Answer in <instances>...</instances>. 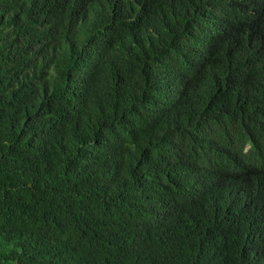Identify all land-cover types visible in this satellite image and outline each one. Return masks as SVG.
Listing matches in <instances>:
<instances>
[{"label": "trees", "instance_id": "1", "mask_svg": "<svg viewBox=\"0 0 264 264\" xmlns=\"http://www.w3.org/2000/svg\"><path fill=\"white\" fill-rule=\"evenodd\" d=\"M0 264H264V0H0Z\"/></svg>", "mask_w": 264, "mask_h": 264}]
</instances>
